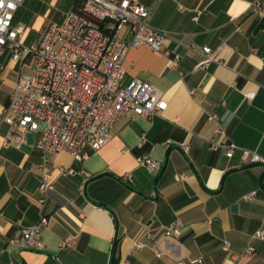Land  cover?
<instances>
[{"label": "crops", "instance_id": "crops-1", "mask_svg": "<svg viewBox=\"0 0 264 264\" xmlns=\"http://www.w3.org/2000/svg\"><path fill=\"white\" fill-rule=\"evenodd\" d=\"M133 1L148 10V25L166 36L167 50L179 59L130 48L122 83L137 78L155 86L165 109L151 118L126 113L106 144L86 146L81 160L60 152L43 168L37 133L28 132L21 149L5 146L8 124L1 120L0 264H111L115 239L114 264H173L178 258L232 264L229 252L248 245L254 251L234 264H264V239H251L264 230V166L245 163L239 150L231 158L211 150L216 122L207 119L216 115L229 141L264 156V15L251 13V3L264 0ZM71 9L78 11L73 0H23L12 25L22 26L24 44L34 43ZM203 47L216 59L199 67ZM32 63L21 67L4 49L0 116L18 71L29 73ZM142 156L155 163L151 172L141 166ZM44 174L53 188L42 199ZM42 216L47 223L38 237L45 250L7 252V240ZM175 220L183 224L180 236L164 239L163 229ZM142 240L145 246L137 248Z\"/></svg>", "mask_w": 264, "mask_h": 264}, {"label": "built area", "instance_id": "built-area-1", "mask_svg": "<svg viewBox=\"0 0 264 264\" xmlns=\"http://www.w3.org/2000/svg\"><path fill=\"white\" fill-rule=\"evenodd\" d=\"M22 2L0 0V56L6 48L21 67L28 60L33 62L29 73L18 71L10 103L0 116V121L8 124L5 146L21 149L27 144V133L33 132L37 133L35 146L43 154L41 168L60 152L81 160L86 146L95 149L109 141L115 122L124 114L151 118L165 109L166 103L155 86L137 78L122 83V60L130 48L144 46L157 55L172 57L174 62L179 59L167 50L166 36L148 25L149 12L143 5L133 0H83L78 11L71 9L60 22L51 23L37 42L24 44L22 26L12 25L13 14ZM251 13L264 15V5L252 2ZM201 53L199 67L216 59L209 47L201 48ZM245 96L252 98L253 94ZM207 119L216 122L211 150L223 149L227 158L239 150L245 163L264 166V156L228 140L224 124L216 115L210 114ZM140 164L148 172L156 167L147 156L140 158ZM63 172L75 173L73 169ZM52 188L44 174L38 188L42 199ZM253 195L250 192L244 198ZM46 223L42 216L38 223L21 228V236L7 240V252L45 250L38 236ZM182 228V222L175 220L163 229L162 236L177 238ZM144 237L150 239L152 234L147 232ZM251 239H264V230L257 229ZM135 246L142 248L145 242L138 241ZM223 249L229 251L228 242H223ZM253 251L248 245L242 253L229 252L230 261L234 264ZM173 264L205 263L197 258H178Z\"/></svg>", "mask_w": 264, "mask_h": 264}, {"label": "trees", "instance_id": "trees-1", "mask_svg": "<svg viewBox=\"0 0 264 264\" xmlns=\"http://www.w3.org/2000/svg\"><path fill=\"white\" fill-rule=\"evenodd\" d=\"M82 1L83 0H73V3L77 6H80ZM117 248H118V240L115 239L113 241V245L111 249V264H114L116 262L115 254H116Z\"/></svg>", "mask_w": 264, "mask_h": 264}, {"label": "water", "instance_id": "water-1", "mask_svg": "<svg viewBox=\"0 0 264 264\" xmlns=\"http://www.w3.org/2000/svg\"><path fill=\"white\" fill-rule=\"evenodd\" d=\"M235 209H236V206L234 205V206L232 207V210L235 211Z\"/></svg>", "mask_w": 264, "mask_h": 264}]
</instances>
